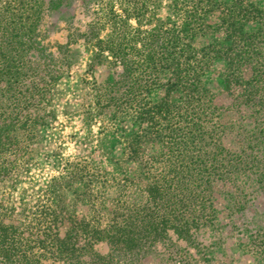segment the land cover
<instances>
[{
  "label": "trees",
  "instance_id": "obj_1",
  "mask_svg": "<svg viewBox=\"0 0 264 264\" xmlns=\"http://www.w3.org/2000/svg\"><path fill=\"white\" fill-rule=\"evenodd\" d=\"M14 3L25 15L12 12L11 34L0 39V264H142L166 256L157 246L168 250L170 233L192 241L213 220L216 186L255 169L244 150L223 146L235 128L223 117L252 119L248 134L264 147V11L252 0H172L164 8L157 0H110L84 38L93 63L121 72L89 88L81 109L86 123L100 121L99 135L114 137L129 123L122 155L136 165L134 175L114 176L101 162L80 159L33 202L25 190L18 200L12 194L35 164L58 78L40 62L47 56L38 20L41 7L50 12L67 0ZM147 146L157 150L148 154ZM99 243L108 245L106 256L95 251Z\"/></svg>",
  "mask_w": 264,
  "mask_h": 264
},
{
  "label": "rangeland",
  "instance_id": "obj_2",
  "mask_svg": "<svg viewBox=\"0 0 264 264\" xmlns=\"http://www.w3.org/2000/svg\"><path fill=\"white\" fill-rule=\"evenodd\" d=\"M109 1L67 0L64 6L50 12H46V5L41 7L37 41L45 51L44 57H47L40 62L46 61L58 76L57 86L55 97L46 107V125L41 130V138L33 146L35 164L27 176L20 178L12 194L16 200L23 190L26 191V200L34 202L38 197L41 199L49 180L58 176L65 164L80 159L101 162V168L114 172V176L134 175L136 165L126 164L122 155L121 136L129 129V123L120 124L114 137L99 135L100 121L86 123L81 109L91 98L89 88L94 84L103 85L110 77L116 79L121 72L120 69L111 70L104 63H93L92 41L84 38L93 23L105 19ZM171 1L157 0L163 8ZM252 2L264 11V0ZM117 4L115 10L118 11ZM16 11L25 15L24 9L14 0H0V39L11 34L14 25L12 27L8 23V18ZM165 15L166 11L161 10L159 16ZM4 28L8 31L5 32ZM100 31L103 37L106 31L104 28ZM23 33L24 30L20 31L19 36L25 40ZM36 56L35 53L32 59ZM222 123L235 127L225 132L227 134L221 139L223 146L236 153L244 150L249 160L254 162L255 169L252 173H241L233 185L216 186L213 220L195 232L192 241L178 240L170 233V240L165 243L168 250L157 246L158 252L166 254L165 259L149 257L142 264H264V178L260 175L264 174V147H256V136L248 134L255 125L252 119H241L232 113L226 114ZM249 136L251 138L247 139ZM149 149L147 146L144 151L151 154L157 150ZM113 159L118 161V165L111 162ZM65 193L64 201L69 204L73 199L70 192ZM76 208L79 215L84 213L80 202ZM94 248L100 256L109 253L106 243H99ZM168 254L170 259L166 261Z\"/></svg>",
  "mask_w": 264,
  "mask_h": 264
}]
</instances>
